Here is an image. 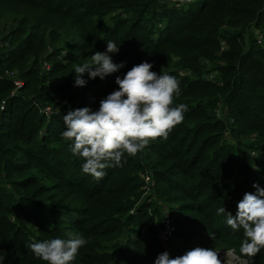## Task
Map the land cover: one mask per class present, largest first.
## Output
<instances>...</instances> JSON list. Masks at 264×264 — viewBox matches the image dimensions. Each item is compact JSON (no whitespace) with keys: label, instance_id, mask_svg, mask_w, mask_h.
Masks as SVG:
<instances>
[{"label":"trees","instance_id":"1","mask_svg":"<svg viewBox=\"0 0 264 264\" xmlns=\"http://www.w3.org/2000/svg\"><path fill=\"white\" fill-rule=\"evenodd\" d=\"M108 41L124 67L75 87V67ZM145 61L179 81L183 122L102 179L84 174L63 115L98 110ZM145 174L163 205L142 198ZM253 184L264 189V0H0V264H46L28 244L77 235L73 264H154L196 247L259 264L264 249L241 256L243 230L217 214L235 215ZM165 200L191 213L176 215L170 250L154 225Z\"/></svg>","mask_w":264,"mask_h":264},{"label":"clouds","instance_id":"2","mask_svg":"<svg viewBox=\"0 0 264 264\" xmlns=\"http://www.w3.org/2000/svg\"><path fill=\"white\" fill-rule=\"evenodd\" d=\"M118 51L119 47L108 41L105 52L96 51L90 62L76 66L74 86H86L85 73L90 79L99 77L103 80L119 72L124 63L113 62L110 55ZM152 68L153 65L145 61L133 65L122 78L117 76L118 90L103 98L98 110L83 107L63 115L65 130L61 135L65 140L73 141L71 151L83 161L84 174L102 179L104 169L122 166L126 154L135 156L157 138L167 139L183 122L187 105L174 106L175 97L181 91L179 81L163 72V68L160 74ZM253 187L256 192L244 194L237 203L235 215L226 212L225 207L217 209V214L227 213L226 224L233 231L243 230L239 253L248 258L256 257L264 249V189L258 184ZM86 243L83 236L77 235L30 243L27 247L46 264H73ZM234 252V249L227 252L224 264H228V257ZM218 253L214 248L196 247L170 258L165 251L158 255L154 264H222Z\"/></svg>","mask_w":264,"mask_h":264},{"label":"rangeland","instance_id":"3","mask_svg":"<svg viewBox=\"0 0 264 264\" xmlns=\"http://www.w3.org/2000/svg\"><path fill=\"white\" fill-rule=\"evenodd\" d=\"M110 20V19H109ZM45 113L47 114V115H50L51 114V111L50 110H47V108L45 109ZM152 178V177H151ZM153 180V179H152ZM149 184L150 185H147L146 183H145V185H143L142 186V189L144 190V192L142 193L143 195H142V198H147L148 199V201H150V202H158V203H160V204H162V202L159 200V198L158 197H156V195H152V197H150V194H152L153 193V191H154V185H155V183L154 182H149ZM45 202H50V200H45ZM163 202H164V200H163ZM165 202H166V205H167V211H166V214H175V215H180V216H184V217H186V216H189V215H191V213H189V212H187V211H181L180 209H179V207H178V203L177 202H168V201H166L165 200ZM164 204V203H163ZM162 204V205H163ZM161 209H163V207H161ZM152 208H149V211L150 212H152ZM165 216V215H164ZM163 217V216H162ZM156 220H160L159 219V217H156ZM155 220V221H156ZM155 221H154V225H155ZM158 229V228H157ZM190 229V225H188L187 227H185L184 228V230H189ZM177 230H180V229H178V227L176 226V231ZM176 231H175V233H176ZM175 233H174V235H173V240H179L180 238H178V236L176 237V235H175ZM158 234H159V231H158ZM176 237V238H175ZM172 240V241H173ZM171 241V242H172ZM171 242H169L168 244H164L163 243V245L165 246V248L167 249V250H170L171 249V247H170V243ZM181 242H183V241H181ZM230 250V248H227V249H224V250H221V251H218L219 253H218V255H219V259L221 260V262H222V264H224V262H226V257H227V252ZM235 250V249H234ZM245 261H247V264H249V261L247 260V259H243V258H241L239 255H238V251H236L235 250V252L233 253V254H231L229 257H228V264H244V262ZM259 264H264V258H262L261 259V261L259 262Z\"/></svg>","mask_w":264,"mask_h":264},{"label":"built area","instance_id":"4","mask_svg":"<svg viewBox=\"0 0 264 264\" xmlns=\"http://www.w3.org/2000/svg\"><path fill=\"white\" fill-rule=\"evenodd\" d=\"M15 84L20 87L23 85L22 81H15ZM47 110L51 111V108L48 107ZM145 183L150 185L149 182H153L151 176L149 174H145L144 176ZM155 226L158 228L159 236L161 241L164 244H168L173 240V235L176 231V215L175 214H165L160 220L155 221Z\"/></svg>","mask_w":264,"mask_h":264}]
</instances>
